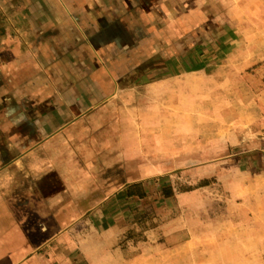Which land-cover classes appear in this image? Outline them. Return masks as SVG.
I'll list each match as a JSON object with an SVG mask.
<instances>
[{
	"label": "crops",
	"instance_id": "0c3cea01",
	"mask_svg": "<svg viewBox=\"0 0 264 264\" xmlns=\"http://www.w3.org/2000/svg\"><path fill=\"white\" fill-rule=\"evenodd\" d=\"M202 2L0 0V264H77L88 162L126 156L127 125L140 151L172 139L189 92L178 35ZM106 107L115 129L105 122L79 139V125Z\"/></svg>",
	"mask_w": 264,
	"mask_h": 264
},
{
	"label": "rangeland",
	"instance_id": "374dc122",
	"mask_svg": "<svg viewBox=\"0 0 264 264\" xmlns=\"http://www.w3.org/2000/svg\"><path fill=\"white\" fill-rule=\"evenodd\" d=\"M191 6L175 50L190 54L189 92L172 139L141 154L127 125L126 156L88 162L77 264H264V0ZM114 113L95 110L76 135L110 121L113 131Z\"/></svg>",
	"mask_w": 264,
	"mask_h": 264
},
{
	"label": "trees",
	"instance_id": "16d2710c",
	"mask_svg": "<svg viewBox=\"0 0 264 264\" xmlns=\"http://www.w3.org/2000/svg\"><path fill=\"white\" fill-rule=\"evenodd\" d=\"M139 183H137V184H134V185H131V186H135V185H138ZM131 186H129V187H131ZM129 190H127V192H128Z\"/></svg>",
	"mask_w": 264,
	"mask_h": 264
}]
</instances>
